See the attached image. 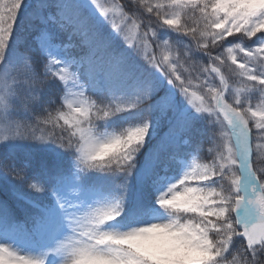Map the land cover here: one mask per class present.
I'll return each mask as SVG.
<instances>
[{
  "label": "snow or ice",
  "instance_id": "obj_1",
  "mask_svg": "<svg viewBox=\"0 0 264 264\" xmlns=\"http://www.w3.org/2000/svg\"><path fill=\"white\" fill-rule=\"evenodd\" d=\"M0 264H264V0H0Z\"/></svg>",
  "mask_w": 264,
  "mask_h": 264
},
{
  "label": "trees",
  "instance_id": "obj_2",
  "mask_svg": "<svg viewBox=\"0 0 264 264\" xmlns=\"http://www.w3.org/2000/svg\"><path fill=\"white\" fill-rule=\"evenodd\" d=\"M197 162H199V161H197Z\"/></svg>",
  "mask_w": 264,
  "mask_h": 264
}]
</instances>
